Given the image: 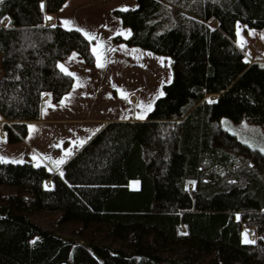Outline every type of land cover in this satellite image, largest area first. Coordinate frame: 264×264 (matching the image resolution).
<instances>
[{"label":"trees","instance_id":"16d2710c","mask_svg":"<svg viewBox=\"0 0 264 264\" xmlns=\"http://www.w3.org/2000/svg\"><path fill=\"white\" fill-rule=\"evenodd\" d=\"M64 1L0 0L10 143L46 94L58 103L73 86L59 60L76 50L96 62L81 28L47 24ZM114 13L131 28L118 38L172 56V79L146 118L104 121L58 171L0 157V264H264V151L220 121L264 125V59L248 60L236 32L264 27V0H138Z\"/></svg>","mask_w":264,"mask_h":264},{"label":"rangeland","instance_id":"374dc122","mask_svg":"<svg viewBox=\"0 0 264 264\" xmlns=\"http://www.w3.org/2000/svg\"><path fill=\"white\" fill-rule=\"evenodd\" d=\"M137 5L138 0H65L57 11L46 14L47 24L57 21L65 26L64 22L69 21L66 27L81 28L94 37L96 62L87 65L76 50L59 60V65L74 75L73 86L58 103H44L42 119L28 124V132L20 142L10 143L0 131V157L18 160L11 155L21 157L22 151H17L25 146L23 150H29L37 163L58 167L57 162H65L70 152L80 147L81 141L89 140L104 121L148 116V106L153 108L157 97L164 93L163 85L172 79L173 59L171 55L130 45L118 38H127L131 28L114 9ZM236 32L237 42L246 48L248 60L264 59V27L238 21ZM220 121L239 139L264 148L261 123L246 118L236 121L229 116H222ZM131 185L137 187L139 180H132ZM245 232L249 240L255 239L253 227L245 226Z\"/></svg>","mask_w":264,"mask_h":264},{"label":"snow or ice","instance_id":"6c2138e0","mask_svg":"<svg viewBox=\"0 0 264 264\" xmlns=\"http://www.w3.org/2000/svg\"><path fill=\"white\" fill-rule=\"evenodd\" d=\"M48 19H51V17H48ZM65 23V26H67V25H69L71 22H69V21H65L64 22ZM71 30V29H70ZM78 31H81L80 29H77ZM84 35L85 36H87L89 39H94V37H92V36H90L88 33H84ZM93 51L95 52L96 51V49H93ZM98 66H100V67H103L104 65L103 64H99L98 63ZM61 67V70L62 71H66V69L64 68V66L63 65H61L60 66ZM69 75H72V73H68ZM148 111H151V106L149 105L148 106V109H147ZM139 119H144L145 117H144V115H141L140 117H138ZM31 127H33L34 128V126H31ZM82 143H84V141H81V144ZM261 151H264V148H262L261 149ZM0 162H3V160H2V158H0ZM17 163H22L23 161H16ZM64 161H58L57 162V164H60V163H63ZM37 166H39V165H37ZM60 175H63V173H60ZM186 234V233H185ZM244 243H249V244H252V243H255V241H253V240H249L247 237H248V233L247 232H245L244 234Z\"/></svg>","mask_w":264,"mask_h":264},{"label":"crops","instance_id":"0c3cea01","mask_svg":"<svg viewBox=\"0 0 264 264\" xmlns=\"http://www.w3.org/2000/svg\"><path fill=\"white\" fill-rule=\"evenodd\" d=\"M48 15V14H47ZM251 61L252 60H254V59H250ZM46 98H45V102L47 101H49L48 99H49V95L48 94H46V96H45ZM64 97V96H63ZM41 115H42V112H41ZM40 119H42V118H40ZM32 121H34V120H32ZM31 122V121H30ZM29 122V123H30ZM1 131V130H0ZM3 132V131H2ZM3 134H4V132H3ZM4 137H5V135H4ZM6 139V138H5ZM20 142V141H19ZM23 147H25V146H23ZM23 147L22 148H20V149H22V150H18L17 152H21L22 151V155H21V157L20 156H17L16 155V157L14 156V155H11L13 158H15V159H18V160H25L26 158L27 159H30V160H32L33 162H35V163H37L34 159H33V156H32V154H31V152L29 151V150H26V149H24L23 150ZM79 148V147H78ZM77 148V149H78ZM77 149H75V151L77 150ZM75 151H71L70 152V155H69V157L75 152ZM24 156V157H23ZM68 157V158H69ZM67 158V159H68ZM48 162H49V160H48ZM44 164V163H43ZM63 165V163H60V165H58V167H52V168H50V169H52V170H54V171H58L60 168H61V166Z\"/></svg>","mask_w":264,"mask_h":264},{"label":"water","instance_id":"95a60500","mask_svg":"<svg viewBox=\"0 0 264 264\" xmlns=\"http://www.w3.org/2000/svg\"><path fill=\"white\" fill-rule=\"evenodd\" d=\"M56 264H74L71 259H62L58 261Z\"/></svg>","mask_w":264,"mask_h":264}]
</instances>
